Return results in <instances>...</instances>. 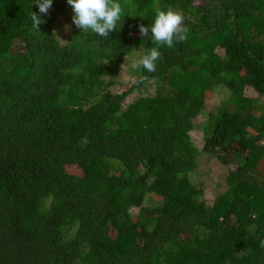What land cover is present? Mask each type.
<instances>
[{
  "label": "trees",
  "instance_id": "obj_1",
  "mask_svg": "<svg viewBox=\"0 0 264 264\" xmlns=\"http://www.w3.org/2000/svg\"><path fill=\"white\" fill-rule=\"evenodd\" d=\"M33 2L0 0V264H264V0H120L107 38ZM154 3L189 31L147 73ZM201 151L226 166L210 200Z\"/></svg>",
  "mask_w": 264,
  "mask_h": 264
},
{
  "label": "clouds",
  "instance_id": "obj_2",
  "mask_svg": "<svg viewBox=\"0 0 264 264\" xmlns=\"http://www.w3.org/2000/svg\"><path fill=\"white\" fill-rule=\"evenodd\" d=\"M53 0H34L39 13L47 14L52 6ZM72 10V22L80 31L94 34L101 38L109 37V33L117 29V23H122L126 14L120 0H67ZM155 17L149 26L139 25V32L143 38L150 39L153 45L143 55L131 62L133 70L142 69L144 72L156 71L157 61L161 57L160 47L171 48L174 43H181L187 39L188 28L184 24V16L181 12L171 8L164 10L156 3ZM139 16L146 17L144 13ZM32 28L39 30V25L44 21L36 12H30ZM146 77L141 75L134 83L139 85ZM259 246L264 248V239L259 240Z\"/></svg>",
  "mask_w": 264,
  "mask_h": 264
},
{
  "label": "rangeland",
  "instance_id": "obj_3",
  "mask_svg": "<svg viewBox=\"0 0 264 264\" xmlns=\"http://www.w3.org/2000/svg\"><path fill=\"white\" fill-rule=\"evenodd\" d=\"M114 86L118 89H123L127 87V83H117ZM245 92L250 95L256 94L255 90L248 85L246 86ZM228 93L229 91L222 85H217L212 90L207 91L205 110L208 111L220 103ZM130 100L131 97L129 96V99L126 100L125 103ZM195 121H202V123H204L206 121L205 113L198 115L195 118ZM191 135L195 143L198 144L199 141H201V133L198 129L192 131ZM196 161V167L191 169L190 173L188 172V176L193 182L203 187L205 198L210 200L225 187L224 178L226 174V166L215 155L210 154V152L207 151H201ZM136 208L137 207L132 208L133 213L136 211Z\"/></svg>",
  "mask_w": 264,
  "mask_h": 264
}]
</instances>
